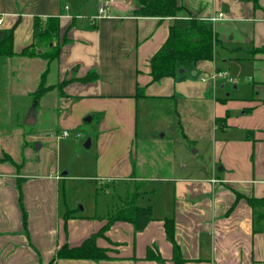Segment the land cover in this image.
I'll return each mask as SVG.
<instances>
[{"label":"crops","instance_id":"obj_1","mask_svg":"<svg viewBox=\"0 0 264 264\" xmlns=\"http://www.w3.org/2000/svg\"><path fill=\"white\" fill-rule=\"evenodd\" d=\"M98 4L99 0H78L76 5L69 0H0V40L13 30L17 54L34 43L36 18L60 19L63 44L48 82L55 86L65 81L62 89L54 88L36 106L33 127L40 126L34 131L26 130L18 119L15 122V117L26 119L28 109L18 108L34 102L32 94L39 83L28 90L27 78H20L13 89L15 81L9 78L11 85L5 87L8 104L13 97L30 100L15 106L11 125L0 127V158L8 155L15 163L0 161V264H174L173 245L164 228L168 217L175 220V240L186 264H264V218L256 223L247 201L264 199V52L255 51L264 49V0H178L184 9L174 18L139 16L136 0H114L105 15L99 14ZM220 13L223 18L213 22ZM193 19L212 27L219 42L214 60L180 64L183 73L153 82L150 62L171 27L186 29ZM14 58L38 66L33 83L47 67L41 57L16 55L7 60ZM220 71L234 76H229L232 82L221 78L225 83L215 89L207 78ZM90 73L96 79L81 80ZM157 102L174 105L183 138L197 145L208 142L212 168L205 177L138 174L148 164L159 165L155 152L165 153L166 127L144 130L147 152H138L134 145L142 108L150 113ZM94 118H99L90 147L95 164L84 149L66 151L63 166L59 154L57 159L49 156L45 145L53 147L60 139L57 134L69 137ZM7 125L10 129L3 130ZM159 130H165L162 137ZM23 139L41 141L35 150L40 160L34 165L29 159L35 153L23 146ZM20 151L27 163V158L20 162ZM199 152L197 148L194 153ZM88 166L93 173H84ZM62 168L68 171L62 173ZM69 179L91 182L95 190L117 181L132 182L140 190L137 202L142 195L150 201L159 190L166 197L159 209L156 203L155 208L152 202L140 203L151 206L154 216L142 232L118 221L98 236L96 244L106 250L108 259L52 263L62 246L79 247L107 224V216L96 210L85 214L84 209L78 212L68 206L61 184ZM237 194L242 198L237 200ZM70 211L72 217L65 219ZM149 247L162 263L146 259Z\"/></svg>","mask_w":264,"mask_h":264},{"label":"rangeland","instance_id":"obj_2","mask_svg":"<svg viewBox=\"0 0 264 264\" xmlns=\"http://www.w3.org/2000/svg\"><path fill=\"white\" fill-rule=\"evenodd\" d=\"M69 1L72 3H75L76 5V2L78 0H69ZM31 58H34V57H31ZM23 60L25 59L23 58ZM20 62H23V63H20ZM35 66L37 65L32 64V65L26 66L24 64V61H22L21 58H14V59H11L10 61H8L7 58L0 59V71H1V76H0V127H3V125L7 123L11 125L15 117V106H17V104L19 106H22L24 102L30 100L29 98H26V97L25 98L22 97L21 99L13 97L14 102L12 101L10 104H8L7 99L9 98V96H7V93L6 92L4 93V91H5V87L9 88V86L11 85L9 82V78L11 79L10 81H15V83H17V84L13 83L12 88L15 86L17 88V86L19 85L20 78L22 79L27 78V81H26L27 89L33 90L35 88V83L37 82L39 83L41 75H42L40 74L39 79L37 77L39 81L36 80L33 83V80H35V74H36L34 72ZM13 70H16V73H17L16 75H14ZM178 73H179V70H178ZM188 74H189V71L186 74H182V75H188ZM232 75L234 76V73L230 72L229 76L232 77ZM207 79H210L211 81H213L212 86L215 89L217 87L220 88V86L225 83L224 81H222L221 78H217L218 81L213 80L211 77ZM46 83L49 85L48 77H47ZM55 86H56L55 88H58L60 84L55 85ZM232 86L233 85H231V87ZM36 87L38 88V86ZM13 89L11 90L13 91ZM17 92L19 91L17 90ZM19 95H22V94L19 93ZM33 103L34 102H32L28 107H27L28 105L27 104L26 106L22 108H18V110L26 111L28 109L27 111L29 112ZM19 116L20 117H18V115L16 114L15 122L18 119L20 123L24 125V128H26V130L31 131L33 129L36 130L37 128H39L40 125H37V127L34 128L33 127L34 125L32 126V125L26 124L25 123L26 119H24L22 115L20 114ZM176 120H178V118L175 115L173 104H169V103L164 104V102L163 103L162 102L153 103L150 113H146V111H144L142 108L141 114H140L139 137H137V140L134 143L135 148L138 147V152H140L143 149H145L146 152L148 150V144L144 142V138H145L144 130L145 129L147 130V132L151 133L155 127L160 129V126H162V127H166V131L168 133H167V137L163 138V141H162V145L164 147L165 153L163 154L161 152H155L154 161L158 162L159 165L156 164V166L154 167H149V164H148L147 166H145V169H142V170L138 169L139 175H154L156 177L168 176L171 178H175L176 176L178 177H188V176L205 177L207 174L210 173L211 168H212V158L210 155V151L206 149V147L207 148L209 147L208 142L207 143L203 142L202 144H200L199 142L197 145L196 144L197 142L195 140L189 141L186 138H183L182 130L181 128L178 127ZM98 121H99V118H94V120L91 122H85L82 125L81 129L77 131L76 130L71 131L70 134L68 132L69 137H62V133L57 134V136H59L60 139L58 141H55L53 147H48L45 145V147L51 150V153L49 154V156H52V157L54 156V159H55L57 154H59L60 156L59 165L63 166L67 161V159L64 160L63 158L66 151L70 150L71 152H74L77 150L78 152H80L84 149L82 152L85 154L90 153L91 154L90 161L93 164H95L93 160L94 159L93 149L90 148L86 150V148L84 147V143L87 141V139L91 138V136L95 134ZM9 125H7L6 128H3V130L7 129L8 131V129H10L11 127V126L9 127ZM13 129L14 128H12L10 132ZM159 131L160 132L158 135L162 137L163 132L165 130H162V131L159 130ZM81 135H82V138H79L81 137ZM46 136L49 137L50 135L48 134ZM57 136H55V138H57ZM140 140L142 141L139 142ZM37 143H41V141L40 140L29 141L27 139L26 140L23 139V146L24 147L27 146L33 149L35 153V156L29 159V160H32L31 165L36 164L40 160V156H39L40 154L36 155V152H35L36 150L35 147ZM155 147H156V144H155ZM197 148L200 149V152L195 154L194 152ZM22 155L23 153L22 151H20V154H19L20 159H21L20 162L21 163L24 162L25 158H27L26 159V163H27L28 157H25ZM166 158H169V159H166ZM163 159H166V160H163ZM87 161L88 160H86V162ZM149 161H151L150 156H149ZM173 167L175 168L174 172L172 170ZM85 169L86 170L84 173L88 174V173L94 172V169L92 166L91 167L88 166ZM65 171H68V169L62 168V173H65ZM106 184H109V183L106 182ZM61 186L65 190V195H66L65 197L68 200L67 202H68L69 207L71 205V207H73L78 212L84 209L85 214L89 212H92V213L97 212L98 215L107 216V217L109 215L110 216L113 215L120 208H122V206L126 203V199L128 198V196L132 197L131 196L132 193L140 191L138 190V188L135 187L134 183L125 182V181H117L115 183L109 184L108 186L102 187V188L98 187L97 190H95L94 185L92 186L91 182L72 181L71 179L67 180L66 183H64L63 181ZM128 190L130 194L128 193ZM165 197L166 195L162 193V190H159L158 194H156L155 196L154 195L150 196L151 198L150 201H147L148 197H145V195L140 196L137 204L140 206V203H144L143 205H147L148 203L152 202L153 204L156 203L159 209L160 208L159 203H161ZM141 207H145V206H141ZM154 208H155V204H154ZM107 224H108V221H107ZM106 255H107V252H106Z\"/></svg>","mask_w":264,"mask_h":264},{"label":"trees","instance_id":"obj_3","mask_svg":"<svg viewBox=\"0 0 264 264\" xmlns=\"http://www.w3.org/2000/svg\"><path fill=\"white\" fill-rule=\"evenodd\" d=\"M137 8L135 13L144 17H160L174 18L177 13L184 9L178 5V0H136ZM60 19L58 17H50L45 20L36 18L34 21V43L25 48L20 54L14 51V33L10 30L6 36L0 40V59L11 58L16 55L23 57H41L47 62V67L43 71L37 90L32 94L34 102L38 105L40 100L56 86H50L47 77L50 72L51 65L56 62L61 53L62 43H60ZM65 42V40H64ZM219 44L212 27L199 23L193 19L190 21L186 29H178L171 27L169 37L162 48L151 59V77L153 82L160 81L166 77H173L180 64H197L202 61H213L215 57V47ZM256 52H264V49H257ZM95 74V73H94ZM96 75V74H95ZM91 73L81 79L88 82L95 78ZM65 81L58 88L62 89ZM0 161H10L15 164L13 159L6 155ZM21 199V184L18 185ZM130 190V189H129ZM128 190V193H129ZM127 193V194H128ZM130 194V193H129ZM128 196L126 203L113 215L107 217L108 224L97 234L92 235L85 240L81 246L71 248L64 245L57 250L52 263L59 259L74 260H104L108 259L106 250L99 248L96 244L98 236L104 235L110 227L118 221L128 222L133 225L135 233L142 232L148 224L154 220L153 208L151 206L141 207L137 204L139 192ZM242 198L237 194V200ZM249 205L254 212L256 223L264 218V199L247 198ZM22 206V204H21ZM23 211V206H22ZM24 212V211H23ZM73 212L70 211L65 219L72 217ZM24 224L25 220L24 212ZM164 228L166 237L173 245V263L186 264L180 246L175 240V220L168 217L164 220ZM147 260L163 262V259L157 254L153 248L149 247L147 251Z\"/></svg>","mask_w":264,"mask_h":264},{"label":"built area","instance_id":"obj_4","mask_svg":"<svg viewBox=\"0 0 264 264\" xmlns=\"http://www.w3.org/2000/svg\"><path fill=\"white\" fill-rule=\"evenodd\" d=\"M112 4H114V0H99V4H98V10H99V14L100 15H105L108 11L109 8L112 6ZM218 16L223 17L224 15L222 13L218 14ZM217 20V16H214L212 18V21H216ZM2 23V18H0V25ZM213 80L217 79V78H223V79H227L230 82H232V78L229 77L227 72L224 71H220V72H215L210 76ZM64 135H68V132L65 131ZM213 182H216V180H212Z\"/></svg>","mask_w":264,"mask_h":264},{"label":"water","instance_id":"obj_5","mask_svg":"<svg viewBox=\"0 0 264 264\" xmlns=\"http://www.w3.org/2000/svg\"><path fill=\"white\" fill-rule=\"evenodd\" d=\"M180 73H183L184 70H179ZM195 72H193L194 74ZM36 102L33 103L32 107L30 108L25 123L28 125H35L36 123ZM84 147L86 149H89L91 147V138L87 139V141L84 143ZM41 148V143H37L35 149L38 151Z\"/></svg>","mask_w":264,"mask_h":264},{"label":"bare ground","instance_id":"obj_6","mask_svg":"<svg viewBox=\"0 0 264 264\" xmlns=\"http://www.w3.org/2000/svg\"><path fill=\"white\" fill-rule=\"evenodd\" d=\"M220 18H223V17L217 16V19H220ZM213 22H215V21H213Z\"/></svg>","mask_w":264,"mask_h":264}]
</instances>
